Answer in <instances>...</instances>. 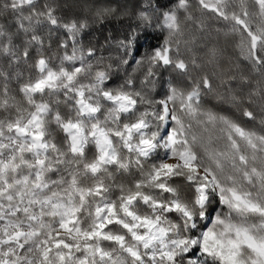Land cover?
Instances as JSON below:
<instances>
[{"label": "snow or ice", "instance_id": "obj_1", "mask_svg": "<svg viewBox=\"0 0 264 264\" xmlns=\"http://www.w3.org/2000/svg\"><path fill=\"white\" fill-rule=\"evenodd\" d=\"M197 5L0 0V264H264V0ZM112 19L137 23L85 43Z\"/></svg>", "mask_w": 264, "mask_h": 264}, {"label": "trees", "instance_id": "obj_2", "mask_svg": "<svg viewBox=\"0 0 264 264\" xmlns=\"http://www.w3.org/2000/svg\"><path fill=\"white\" fill-rule=\"evenodd\" d=\"M126 2H134L136 4L140 3V0H57V3L64 5V4H82L87 3L92 6H105V5H120ZM163 3H168L170 5H174L176 3V0H162ZM190 4L193 6V12L195 15H200V9L197 5V0H189ZM137 21L131 20V19H112L107 21L103 25H98L94 27L87 39L85 40V43L88 42V40L93 41H100L103 42L104 38L111 33L113 38H122L123 35L126 34V31L129 26H135ZM208 26H209V33H208V40L211 43L219 42L221 46H224L227 48V55L233 57L234 59L237 57V53L235 50V43L237 40V37L232 36L231 34H228V24L224 21H218L215 19H208L207 20ZM219 30V31H217ZM227 34V35H226ZM166 33L162 32L158 28L152 27L142 32L140 35L136 50L134 51L133 55L135 58H140L141 56H144L146 53H150L153 48L159 47L163 43V39L165 37ZM55 48V43L53 45ZM106 56L109 54L107 52L104 53ZM113 56L117 55L116 51L113 49L112 53ZM128 71H131V67L128 68ZM197 73L194 71L192 73L193 76H195ZM142 75V72H137L136 76L137 79H139ZM159 83L157 84V87L153 93L154 98H161L165 89H166V82L169 79H172L173 81L181 80L183 81L185 78L178 77L177 73L173 71L170 68H162L160 69L159 73ZM125 76L124 72H121L118 76L114 78V83H120L122 82L123 78ZM186 82V81H185ZM207 106L210 107H216V105L213 103L211 99L206 101ZM218 111H221L224 115H228L234 119L240 120L242 123H244L247 127L250 128H259V125L250 121H247L245 118H243L240 115V112L237 109L231 108L227 105L221 106L217 108ZM161 155H163L161 153ZM125 182H130L131 177H125ZM176 183L180 186L182 192L189 193L191 192L190 187L183 182L182 179L177 178ZM142 211L145 209H141ZM111 227V226H110ZM109 242H103L104 245H107Z\"/></svg>", "mask_w": 264, "mask_h": 264}]
</instances>
